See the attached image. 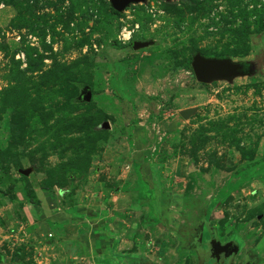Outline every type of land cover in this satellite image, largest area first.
<instances>
[{"label": "rangeland", "instance_id": "obj_1", "mask_svg": "<svg viewBox=\"0 0 264 264\" xmlns=\"http://www.w3.org/2000/svg\"><path fill=\"white\" fill-rule=\"evenodd\" d=\"M112 10L110 0H0V251L33 259L18 238L25 189L37 205H109L122 192L141 207L130 214L136 249L156 264H198L197 248L179 250L153 217L159 186L184 196L172 226L202 250L240 242L232 264H264V0ZM197 54L238 74L199 83Z\"/></svg>", "mask_w": 264, "mask_h": 264}, {"label": "crops", "instance_id": "obj_2", "mask_svg": "<svg viewBox=\"0 0 264 264\" xmlns=\"http://www.w3.org/2000/svg\"><path fill=\"white\" fill-rule=\"evenodd\" d=\"M139 167L135 171L140 178L142 169ZM157 187L160 196L156 197L155 193L152 201L155 206L164 204V208L156 206L153 217L168 224L167 232L176 236L181 250L176 233L179 227L172 226V208L178 204L182 206L184 196L170 197ZM123 195L121 192L112 196L109 201L112 206L105 203L108 201L99 202L92 197L75 199L71 205L51 198H40L39 205L23 202L22 225L18 228L24 234L19 233L18 238L31 249L33 259L29 262L28 258L7 256L0 251V264H128L119 263L124 257L131 260L129 264H156L158 254H146L141 248L134 247L136 243L131 227L135 225L136 218L130 214L141 207L136 203L128 205ZM195 241L199 242L200 237Z\"/></svg>", "mask_w": 264, "mask_h": 264}, {"label": "water", "instance_id": "obj_3", "mask_svg": "<svg viewBox=\"0 0 264 264\" xmlns=\"http://www.w3.org/2000/svg\"><path fill=\"white\" fill-rule=\"evenodd\" d=\"M143 1L144 0H110L112 8L118 13L122 12L131 3ZM132 46L133 48H138L141 45L133 43ZM191 68L196 81L199 83H206L213 79H227L236 76L238 74L239 66L227 59L206 58L197 54L193 57ZM187 115V111L181 113L182 117H186ZM107 126L108 125L105 124V127ZM21 172L24 175L29 173L28 171ZM210 246L215 254L218 255L219 253H224L225 258H234L239 251L237 244H221L219 240L215 238L210 242ZM246 264H248V262Z\"/></svg>", "mask_w": 264, "mask_h": 264}, {"label": "trees", "instance_id": "obj_4", "mask_svg": "<svg viewBox=\"0 0 264 264\" xmlns=\"http://www.w3.org/2000/svg\"><path fill=\"white\" fill-rule=\"evenodd\" d=\"M119 14L118 12L112 10L111 11V16L117 17ZM11 186H8L7 189H10ZM5 195H8L5 193ZM23 195L27 203L37 205L38 204V199L36 200L34 196V192L32 189H25L23 190ZM14 199V197H11ZM195 235L194 232H192L191 229H188L184 232H181L177 230V237L179 241V248L184 251H194L197 247L198 242L195 241Z\"/></svg>", "mask_w": 264, "mask_h": 264}, {"label": "flooded vegetation", "instance_id": "obj_5", "mask_svg": "<svg viewBox=\"0 0 264 264\" xmlns=\"http://www.w3.org/2000/svg\"><path fill=\"white\" fill-rule=\"evenodd\" d=\"M202 245L203 243L199 241L196 247L197 256H198V264H230V263L232 264V261L234 258H231V257L225 258L224 253H219L217 255L213 251L210 252V251L202 250L203 248ZM247 262L248 264H254L250 260L246 261L245 264Z\"/></svg>", "mask_w": 264, "mask_h": 264}, {"label": "bare ground", "instance_id": "obj_6", "mask_svg": "<svg viewBox=\"0 0 264 264\" xmlns=\"http://www.w3.org/2000/svg\"><path fill=\"white\" fill-rule=\"evenodd\" d=\"M237 244L239 245V251H240V249H241V243H240V242H238Z\"/></svg>", "mask_w": 264, "mask_h": 264}]
</instances>
